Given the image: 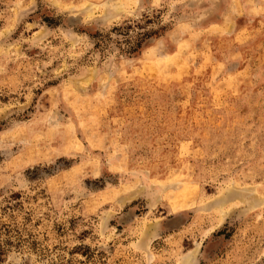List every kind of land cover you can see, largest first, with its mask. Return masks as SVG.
Here are the masks:
<instances>
[{"label": "rangeland", "instance_id": "1", "mask_svg": "<svg viewBox=\"0 0 264 264\" xmlns=\"http://www.w3.org/2000/svg\"><path fill=\"white\" fill-rule=\"evenodd\" d=\"M0 264H264V0H0Z\"/></svg>", "mask_w": 264, "mask_h": 264}, {"label": "trees", "instance_id": "2", "mask_svg": "<svg viewBox=\"0 0 264 264\" xmlns=\"http://www.w3.org/2000/svg\"><path fill=\"white\" fill-rule=\"evenodd\" d=\"M138 28L137 26H133ZM132 30V26L130 24L119 26L112 28V31L115 32L120 38H110L109 36H103L100 34H95L96 44L103 43L104 41L113 40L115 42H119L118 46L119 50L125 54H132L135 53L143 44V42L151 35L155 34V30L150 31H143V30H136L133 31L132 34L129 31Z\"/></svg>", "mask_w": 264, "mask_h": 264}, {"label": "bare ground", "instance_id": "3", "mask_svg": "<svg viewBox=\"0 0 264 264\" xmlns=\"http://www.w3.org/2000/svg\"><path fill=\"white\" fill-rule=\"evenodd\" d=\"M221 206V205H220Z\"/></svg>", "mask_w": 264, "mask_h": 264}]
</instances>
